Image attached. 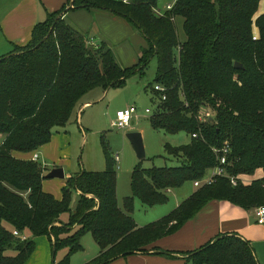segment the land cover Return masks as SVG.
<instances>
[{"label": "trees", "instance_id": "1", "mask_svg": "<svg viewBox=\"0 0 264 264\" xmlns=\"http://www.w3.org/2000/svg\"><path fill=\"white\" fill-rule=\"evenodd\" d=\"M69 8L102 9L125 18L146 40L135 65L121 67L103 42L92 45L61 19L65 8L36 24L24 47L0 57V264H24L35 243L23 233L45 235L52 251L66 249L54 264H70L90 233L99 254L84 264H107L146 251L177 231L208 202L226 200L244 209L264 206V13L260 0H176L157 14L159 0H71ZM57 16H59L57 18ZM57 18V19H56ZM182 19L184 39L175 24ZM157 58L158 105L152 128L184 132L190 140L164 146L175 166L131 172V196L117 202L114 158L101 137L103 171L67 177L61 199L43 191V167L12 152L29 153L64 127L78 101L96 86H121ZM239 62L242 68L234 66ZM202 115V119L198 116ZM196 133V137L192 134ZM227 142V176L197 187L173 210L146 225L131 217L134 198L144 205L168 201V190L201 179L216 163L213 147ZM229 176L237 177L231 184ZM79 191L71 208L72 191ZM66 213V220L60 216ZM9 224L10 227L6 226ZM14 231L18 235L14 234ZM24 237V238H23ZM14 255H6L7 250ZM171 255V252L155 250ZM188 264H259L252 247L236 235H219L186 256Z\"/></svg>", "mask_w": 264, "mask_h": 264}, {"label": "crops", "instance_id": "2", "mask_svg": "<svg viewBox=\"0 0 264 264\" xmlns=\"http://www.w3.org/2000/svg\"><path fill=\"white\" fill-rule=\"evenodd\" d=\"M70 1L0 0V57L12 53L16 47L26 46L31 40L34 26L45 21L49 15L59 11L61 8H65L61 13V19L78 31H86L89 36L85 35L87 37L85 38L92 45H98V39L105 44H109V37L117 36L119 33L125 36L123 39H136L135 31L131 28L133 26L125 18L102 9H72L69 8ZM258 13H264L263 0H260ZM135 46L138 48L137 56H139L141 48L146 46V40L144 45L139 43L135 44ZM85 97L86 95H83L78 101V105L73 111L69 122L62 128L53 129L48 143L43 144L33 152L22 153L13 151L12 154L17 158L31 160H33L32 156L36 154L37 159L35 161L41 163L43 175L47 173V164H52V168L60 166L65 168V164H67V168H69L71 138L76 133L81 135L82 130L87 126L82 112H84L83 109L90 107L91 101L85 99ZM125 106H128L127 103L121 104L116 110ZM131 124H134V119ZM132 126L126 128V130L133 131ZM81 171L79 169V171H74V173L69 171L66 173L64 169L65 177L63 179L43 178L42 189L52 194L56 199H61L62 189L66 185L67 177ZM181 189L182 193H184L183 197L187 198L194 192L196 187L191 190L187 188ZM118 190L117 183V202L119 207L122 208L121 202L125 195L124 191L120 195ZM170 191L171 189L168 190V192ZM78 193V190L75 191L77 197ZM179 203L174 205L177 206ZM23 234L35 243L34 251L24 264H54L56 260L58 261L66 254L65 248L59 249V255L53 253L52 240L45 235L32 236L28 231H24ZM231 234L247 240L253 249L258 263L264 264V224L257 222L254 208L244 209L226 200H212L208 202L177 231L163 236L148 245L146 251L117 257L107 264H188L186 256L189 252L196 250L219 235ZM81 246V251H84V255L81 256L79 263L76 262L75 264L87 263L100 252L97 243L93 245L87 241L86 243L82 242ZM157 249L171 252L172 254L157 253L155 252ZM71 261L70 259V264Z\"/></svg>", "mask_w": 264, "mask_h": 264}, {"label": "rangeland", "instance_id": "3", "mask_svg": "<svg viewBox=\"0 0 264 264\" xmlns=\"http://www.w3.org/2000/svg\"><path fill=\"white\" fill-rule=\"evenodd\" d=\"M175 1L176 0H159L158 9L164 11L168 4L173 5ZM175 24L178 37L180 40H183L184 32L182 28V19L176 18ZM131 28L135 31L134 34L136 35V39H123L125 36L119 33L117 36H110L109 44H106L121 67L135 64L138 59V48L135 44H145L143 35L133 27ZM78 32L83 33L84 37L89 36L86 31ZM97 42L98 44L103 43L99 39ZM157 64V58L154 56L145 66L143 74L135 73L129 76L125 79L123 85L107 88L96 86L84 94V96L86 95L85 99L91 101L89 104L90 107L83 109L84 112H82L83 119L86 121L87 126L82 130L81 135L76 133L71 138V153L69 156L70 166L69 168H67V164H65V168L62 166L66 173L68 171L74 173V171L77 172L79 169L80 171H103L105 169V159L101 141L102 136H104L113 158L115 155L118 156V161H115L117 183L119 187L118 191L120 195L124 191V198L131 195L130 177L135 166L141 165L143 168H151L177 165V160L166 154L164 146L166 143L173 146L185 144L190 140V136L184 132L168 133L163 130H157L152 128L149 123V117L156 109L159 101L156 95L157 92L149 88L150 85L153 87L155 86L154 78ZM125 103H127L128 106H135L138 112L137 117L134 119V124L130 126L133 125V131L141 133L145 150V157L143 159L137 158L129 139L126 137V133L131 131H127L126 128L120 130L111 126L117 107ZM145 109H149V112H145ZM51 165L52 164H47V172L52 168ZM194 187L191 181L184 182L180 187L167 192L168 201L161 205L147 206L135 198L133 211L130 215L138 226L146 225L169 213L176 207L174 204L185 199L181 188L191 190ZM124 198H122L121 202L122 207ZM77 199L78 197L75 195V192L72 191V209ZM60 217L66 220L67 214L63 213ZM5 225L10 227L7 223H5ZM87 241L93 245L96 244V241L90 233H86L82 236L81 244ZM83 252L84 251L80 250L73 253L70 258L72 260L71 264H75L76 262L79 263L81 256L84 255ZM14 254L15 252L13 250L9 249L6 251V255ZM56 254H60L59 250L56 251Z\"/></svg>", "mask_w": 264, "mask_h": 264}, {"label": "built area", "instance_id": "4", "mask_svg": "<svg viewBox=\"0 0 264 264\" xmlns=\"http://www.w3.org/2000/svg\"><path fill=\"white\" fill-rule=\"evenodd\" d=\"M172 7V5L168 4L166 6V9H170ZM156 13L157 14H162L163 11L160 9H156ZM154 89L156 91H159L160 93H162V99H165V95L164 93V88L159 86V85H155ZM145 112H149V109H145ZM137 109L135 106L130 105V106H126L124 108H120L118 110H116L115 112V116L114 119L111 122V126L116 128V129H125L130 127L133 119H135L137 117ZM199 119H202V115L198 116ZM196 133L192 134V137H196ZM229 151V146L227 144V142L224 143V145L220 148H215L213 147V152L215 153L216 156V163L215 165L210 168V170L205 174L204 177H202L201 179L195 180L193 182V185L197 188V187H201L204 185H208L211 184L212 182H214L216 180L217 177H223V176H227L226 173V165L228 163L227 161V153ZM115 161H118V156H114ZM33 160L37 159V155L34 154L32 156ZM230 182L233 185H236L238 183V178L235 176H229ZM254 214L257 217V222L260 224H264V206H259L256 207L254 209ZM15 235H18V233L16 231H14ZM24 238V237H23Z\"/></svg>", "mask_w": 264, "mask_h": 264}, {"label": "water", "instance_id": "5", "mask_svg": "<svg viewBox=\"0 0 264 264\" xmlns=\"http://www.w3.org/2000/svg\"><path fill=\"white\" fill-rule=\"evenodd\" d=\"M70 5L71 2H70ZM59 16H57L58 18ZM56 18V19H57ZM234 66L238 68H242L241 63L235 62ZM126 137L129 139L138 159H143L145 157V150L143 146V141L141 137V133L138 131H131L126 133ZM65 177L64 169L62 167H54L46 174L43 175V178H60L63 179Z\"/></svg>", "mask_w": 264, "mask_h": 264}]
</instances>
